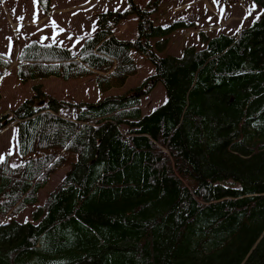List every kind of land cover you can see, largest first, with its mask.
Instances as JSON below:
<instances>
[{"label":"trees","instance_id":"16d2710c","mask_svg":"<svg viewBox=\"0 0 264 264\" xmlns=\"http://www.w3.org/2000/svg\"><path fill=\"white\" fill-rule=\"evenodd\" d=\"M131 11L132 41L112 35L117 12H104L78 55L36 41L21 48L23 79L113 68L96 75L109 88L135 72L131 49L154 74L130 95L72 104L36 94L0 116V132L16 128L17 153L32 154L0 163V264L264 262V12L234 34L201 36L202 48L159 56L184 22L154 25L150 10ZM158 81L166 100L143 114L139 97ZM72 107L71 119L61 114ZM26 207L32 220L17 221Z\"/></svg>","mask_w":264,"mask_h":264},{"label":"rangeland","instance_id":"374dc122","mask_svg":"<svg viewBox=\"0 0 264 264\" xmlns=\"http://www.w3.org/2000/svg\"><path fill=\"white\" fill-rule=\"evenodd\" d=\"M131 3L138 9L150 10L149 18L154 25L184 22L183 26L169 33L166 47L158 52L159 56H178L188 46L202 48L201 36L212 37L222 32L234 34L241 27L251 25L264 12V8L252 0H35V3L34 0H0V116L36 94L72 104L96 103L105 97L130 95L142 87L154 74V65L135 49L130 50L135 72L129 74L122 84L109 88L99 87L96 75L106 76L113 68L104 73L91 70L90 74L68 79L57 75L26 79L18 76L19 53L24 45L32 41L60 45L78 55L84 41L96 30L99 14L104 12H117L113 36L124 41L134 40L138 35V17L131 11ZM156 40L158 38H151V43L155 44ZM76 60L80 66H85L78 58ZM139 100L143 114L164 103L166 95L162 83L153 84ZM77 110L72 107L60 112L71 119ZM5 154H9L13 164L32 155L17 153L13 123L0 132V157ZM65 155L68 162L77 160L76 154ZM70 166L68 163L48 178L38 191L39 203L42 204L46 193L56 186ZM33 210V207H26L17 214L16 220H32Z\"/></svg>","mask_w":264,"mask_h":264},{"label":"snow or ice","instance_id":"6c2138e0","mask_svg":"<svg viewBox=\"0 0 264 264\" xmlns=\"http://www.w3.org/2000/svg\"><path fill=\"white\" fill-rule=\"evenodd\" d=\"M34 3H35V0H34ZM19 19H21V20H22V19H23V17H20ZM3 159H4L3 157H0V163H3Z\"/></svg>","mask_w":264,"mask_h":264},{"label":"water","instance_id":"95a60500","mask_svg":"<svg viewBox=\"0 0 264 264\" xmlns=\"http://www.w3.org/2000/svg\"><path fill=\"white\" fill-rule=\"evenodd\" d=\"M262 264H264V262Z\"/></svg>","mask_w":264,"mask_h":264}]
</instances>
